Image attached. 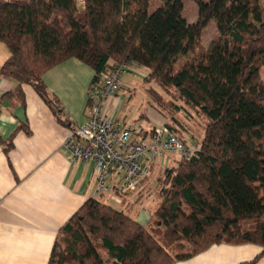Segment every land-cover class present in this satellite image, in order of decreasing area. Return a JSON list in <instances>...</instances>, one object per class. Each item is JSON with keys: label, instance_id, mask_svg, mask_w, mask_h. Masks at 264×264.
<instances>
[{"label": "trees", "instance_id": "obj_1", "mask_svg": "<svg viewBox=\"0 0 264 264\" xmlns=\"http://www.w3.org/2000/svg\"><path fill=\"white\" fill-rule=\"evenodd\" d=\"M160 1L150 13L151 0H0V42L10 51L0 74L18 83L6 98L25 107L24 86H31L67 124L43 79L48 70L69 59L91 67V106L116 65H138L148 71L145 83L167 95L174 90L208 120L200 142L179 132L191 154L176 156L165 172L148 225L91 198L61 228L48 264H177L221 244L257 245L264 258V2L192 0L199 17L189 23L185 0ZM210 21L218 37L196 52ZM191 53L174 73L179 58ZM172 122L165 126L175 133ZM22 131L31 135L28 124L18 126ZM4 144L8 153L13 141ZM247 220L255 225L244 228ZM187 246L189 252L176 255L169 250Z\"/></svg>", "mask_w": 264, "mask_h": 264}, {"label": "crops", "instance_id": "obj_2", "mask_svg": "<svg viewBox=\"0 0 264 264\" xmlns=\"http://www.w3.org/2000/svg\"><path fill=\"white\" fill-rule=\"evenodd\" d=\"M9 57V49L0 42V67ZM94 76V70L77 59H69L44 75L49 92L59 100L68 119L64 124L31 86H24L25 107L15 103V98H6L18 83L0 74V264H48L61 228L87 200L111 205L106 199L111 195L96 194L94 163L73 161L64 146L74 129L88 119V94ZM122 103L118 94L110 101L109 110L114 119L128 124L122 119ZM21 123L28 124L30 136L17 132ZM165 123L164 119L160 125L148 127ZM138 139L150 141L146 134ZM7 140L13 141L8 153ZM158 164L161 171L168 166ZM151 180L119 201L121 208L134 195L153 194ZM145 214L137 212L138 219L132 217L148 225ZM261 253L262 248L253 244H221L177 264H264Z\"/></svg>", "mask_w": 264, "mask_h": 264}, {"label": "built area", "instance_id": "obj_3", "mask_svg": "<svg viewBox=\"0 0 264 264\" xmlns=\"http://www.w3.org/2000/svg\"><path fill=\"white\" fill-rule=\"evenodd\" d=\"M79 5H84V0H79ZM126 72H130V67L119 64L104 77L96 91L101 97L93 105L87 104V121L75 128L64 143L73 161L94 163L96 194L111 195L116 200L136 193L147 183L157 161L168 164L167 158L191 154L178 135L165 125L145 130L114 119L109 103L119 94ZM144 134L149 136V142L138 139Z\"/></svg>", "mask_w": 264, "mask_h": 264}, {"label": "rangeland", "instance_id": "obj_4", "mask_svg": "<svg viewBox=\"0 0 264 264\" xmlns=\"http://www.w3.org/2000/svg\"><path fill=\"white\" fill-rule=\"evenodd\" d=\"M208 1V0H206ZM264 2V0H263ZM162 5V2L160 0H151V7H150V13H153L157 8H159ZM183 17L189 22L194 23L198 20L199 17V7L198 5L192 1V0H185L184 1V10H183ZM218 37L217 27L214 21H210L208 26L203 30L202 32V38L200 42V46L198 47V50L196 52H202L205 50L210 43H212L215 39ZM193 57V54H189L186 56H181L178 60V62L174 66V73H178L183 69L186 63H188ZM141 72L144 76V73H147V69L138 65H132L130 67V72H126L122 76V86L124 84V87L121 88L119 91V97H121L123 103H122V119L125 118L128 124H131L129 126L131 127H138L141 126L145 130H149L150 124H158L160 125L161 122L165 119L168 122L173 121V129L177 135H179V132L182 134H185L184 138L192 141L200 142L203 134L205 126L207 125L208 120L203 115L202 112L197 110L196 108H193L191 106H187L183 101L178 100L179 97L178 94L174 90L173 93H169L167 95L164 90H162L161 87H159L156 83H145L144 77L142 74H139ZM264 76V74H263ZM155 91V93L161 97L162 102L156 103L152 99V95L149 93L150 91ZM168 106V107H165ZM141 115H144L141 117ZM175 120V121H174ZM134 122V123H133ZM147 124V125H146ZM167 124V123H165ZM164 125V124H163ZM180 138V136H178ZM189 144V142H188ZM177 159V160H176ZM167 165L165 166L162 171L160 169L161 161H157L156 165L153 168V175L151 177V184L149 187V190L153 192V194H145L142 196L134 195L130 199L125 200V207L121 208V201L123 197H117L119 201H117L114 198H106L111 205H113L115 208L119 210H124L127 214L135 217L137 212L139 214L145 212L149 218L151 219V215L155 211L156 207L159 205V198L156 195L157 191H160L161 189V182L162 179L165 177V172L174 166L176 161H178V158L176 156H172V158H167ZM159 183V185H158ZM148 190V191H149ZM128 204L132 205L128 209ZM147 218V219H148ZM148 220V221H149ZM149 224V222H148ZM243 227H250L254 226L255 222L252 221H245L242 223ZM159 241L165 245V240L162 236L157 237ZM96 243H100V241H97ZM170 252L173 255L179 254V251L189 252L191 248L187 246L183 250H179L176 247H169ZM99 255L101 259L105 263H109L111 260L110 255L106 252V250L100 248L98 249Z\"/></svg>", "mask_w": 264, "mask_h": 264}]
</instances>
